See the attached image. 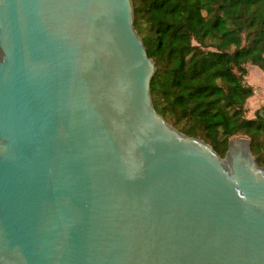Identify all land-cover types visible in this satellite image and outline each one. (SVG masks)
<instances>
[{
	"label": "water",
	"instance_id": "1",
	"mask_svg": "<svg viewBox=\"0 0 264 264\" xmlns=\"http://www.w3.org/2000/svg\"><path fill=\"white\" fill-rule=\"evenodd\" d=\"M155 69L132 0H0V264H264L249 138L178 131Z\"/></svg>",
	"mask_w": 264,
	"mask_h": 264
},
{
	"label": "trees",
	"instance_id": "2",
	"mask_svg": "<svg viewBox=\"0 0 264 264\" xmlns=\"http://www.w3.org/2000/svg\"><path fill=\"white\" fill-rule=\"evenodd\" d=\"M134 28L155 63V110L178 131L224 157L249 138L264 165V117H245L254 88L246 65L264 70V0H132Z\"/></svg>",
	"mask_w": 264,
	"mask_h": 264
},
{
	"label": "rangeland",
	"instance_id": "3",
	"mask_svg": "<svg viewBox=\"0 0 264 264\" xmlns=\"http://www.w3.org/2000/svg\"><path fill=\"white\" fill-rule=\"evenodd\" d=\"M246 68L248 72L245 76V80L254 88V92L245 103V117L254 118L257 113H259V111H261V113L264 115V70H261L259 67L250 64H247ZM235 137L246 136L239 135Z\"/></svg>",
	"mask_w": 264,
	"mask_h": 264
}]
</instances>
